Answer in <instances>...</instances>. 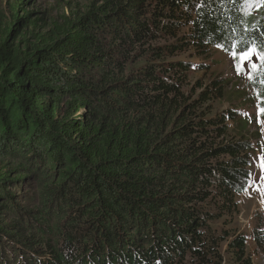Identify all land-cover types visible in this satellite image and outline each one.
I'll list each match as a JSON object with an SVG mask.
<instances>
[{"label": "trees", "instance_id": "trees-1", "mask_svg": "<svg viewBox=\"0 0 264 264\" xmlns=\"http://www.w3.org/2000/svg\"><path fill=\"white\" fill-rule=\"evenodd\" d=\"M69 10L23 48L10 39L40 20L0 12V264H222L223 245L253 264L246 238L213 228L250 185L249 124L209 104L227 80L188 89L176 55L254 47L245 86L264 111V3Z\"/></svg>", "mask_w": 264, "mask_h": 264}, {"label": "rangeland", "instance_id": "rangeland-1", "mask_svg": "<svg viewBox=\"0 0 264 264\" xmlns=\"http://www.w3.org/2000/svg\"><path fill=\"white\" fill-rule=\"evenodd\" d=\"M84 0H0V12L3 15L2 23H8L12 20V15L23 17L29 14L28 22H37V26H21L15 39H10V43L17 45L22 39L20 48L24 47L25 40L30 44L34 43L31 31L43 33L52 22L62 20V17L70 15V7H76ZM69 3V5H67ZM259 56L258 58H260ZM176 59L185 63L192 64L194 73L186 78L187 88H196L197 84L207 87L214 80H227L232 90L228 88L222 92V98L219 95L210 97L209 104L216 111H223L232 107L238 110L241 118L247 120V136L251 140L252 157V178L247 191L238 197L237 212L233 217H224L215 223L213 228L215 233L223 235L229 233L237 236H243L247 242V253L253 264H264V111L260 110L254 93L245 86L249 74L253 71L252 63H257V58L253 56L252 63L246 65V70L237 72L236 65L238 60L228 56L218 49H212L203 57H198L191 49H187L176 55ZM202 65V69H199ZM247 100L248 104H242ZM22 192L17 195H23L29 189L24 185ZM21 198V197H20ZM16 203L21 205L24 202L16 197ZM8 224V222L4 223ZM226 246H221L222 264H234L231 256L225 251Z\"/></svg>", "mask_w": 264, "mask_h": 264}, {"label": "snow or ice", "instance_id": "snow-or-ice-1", "mask_svg": "<svg viewBox=\"0 0 264 264\" xmlns=\"http://www.w3.org/2000/svg\"><path fill=\"white\" fill-rule=\"evenodd\" d=\"M261 3H264V0H260ZM231 55L234 60H238L239 63L236 65L237 72L239 73L242 69L246 70V65L252 63L253 56L256 55V49L254 47H247L240 49L238 44H233V51ZM264 59V56L260 57ZM257 66L255 63H252V68L255 69Z\"/></svg>", "mask_w": 264, "mask_h": 264}]
</instances>
